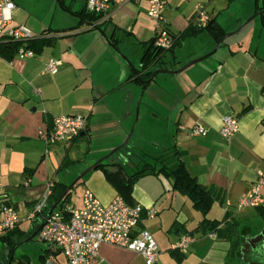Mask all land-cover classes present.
I'll use <instances>...</instances> for the list:
<instances>
[{"label": "crops", "instance_id": "1", "mask_svg": "<svg viewBox=\"0 0 264 264\" xmlns=\"http://www.w3.org/2000/svg\"><path fill=\"white\" fill-rule=\"evenodd\" d=\"M12 1L16 10L20 7L25 14L14 10L15 23L23 21L27 25L32 16L25 6ZM216 1L165 0L161 16L170 33L176 35L188 25H196L195 6L199 4L208 18H215L227 33L255 12V6H248L222 21L223 11L230 12L231 6H215ZM83 9L84 2L80 0L78 6L65 7L68 19L63 25H52L51 21L38 32L29 27L33 39L48 41L30 47L34 51L32 57L14 56L6 60L0 56V207L10 204L20 217L17 226L22 231L29 230L32 221L26 220V215L43 197L47 185L55 180L68 185L89 164L69 173V166L74 164L71 163L58 171L63 157L83 164L93 155L92 142L98 136L110 140L99 145L97 157H91L90 162L102 157L127 137L130 126L139 119L140 102L144 99V106L152 112L147 121L151 145L165 152L167 159L181 160L200 184L218 192L221 201L212 204L207 218L219 220L228 213L241 221L243 217L238 215L242 210L236 211L234 206L249 191L256 172L264 169V20L258 18L260 15L252 18L201 62L176 74L157 72L143 88L127 79L132 69L98 29L108 37L118 30L115 36L120 39L116 47L139 68L133 52L139 49V42L154 37L156 31L154 21L147 15V3L129 0L111 7L105 18L96 21L83 18ZM216 43L203 30L183 39L174 52L175 58L166 55L164 62L154 69L175 70L210 52ZM49 58L60 61L55 74L45 71ZM73 114L87 116L80 137L53 144L45 152L39 132L49 128L55 116ZM145 114L146 110L142 118ZM225 115L238 119V129L229 138L219 132ZM196 124L203 126L206 133L191 136L189 129ZM170 148L175 156L170 155ZM135 169L136 166L126 171L131 173ZM26 179L29 184L24 186ZM171 184L170 178L145 175L135 181L125 197L128 204L154 210L152 218L143 212L139 227L148 230L158 246L156 264H234L233 260L227 261L228 242L208 236L209 232L193 233L195 240L186 252H180L184 254L180 262L170 255L171 244L184 231L193 230L202 218L187 197L172 190ZM76 185H81V196L75 203L69 198L67 211L81 206L87 188L101 203H108L115 195L122 197L114 180L106 177L102 169H94ZM215 205H219L216 214L212 213ZM172 225L176 230H170ZM241 226L240 223L243 237L247 233L243 234ZM3 249L1 243L0 264L6 256ZM50 249L53 254L45 264H66L58 249L51 245ZM99 256L100 264H133L141 258L109 244L100 245Z\"/></svg>", "mask_w": 264, "mask_h": 264}, {"label": "built area", "instance_id": "2", "mask_svg": "<svg viewBox=\"0 0 264 264\" xmlns=\"http://www.w3.org/2000/svg\"><path fill=\"white\" fill-rule=\"evenodd\" d=\"M128 1L83 0L85 10L100 14L101 18L106 17L111 7L125 4ZM144 1L147 3V15L155 24L154 45L163 49L170 48L173 38L167 23L161 16L165 0ZM14 9L15 4L12 0H0V41L19 42L20 45L15 56L19 58L32 57L34 51L28 46V43L34 35L24 23H13ZM195 18L197 26H204L209 19L199 4L195 6ZM59 65V60L49 58L45 71L55 74ZM221 123L219 132L224 138H229L238 129L236 116L225 115L222 117ZM86 124V115L55 116L51 126L39 132V137L46 146L45 152L53 144L73 140L85 129ZM205 133L206 129L198 124L189 129L191 136ZM28 184L29 180L26 179L23 185L27 186ZM51 185V183L47 185L45 194L26 215V220H34L36 215L46 208V199L50 194ZM1 191L0 184V196ZM228 205L226 203V206ZM261 205H264V169L256 172L249 191L237 200L234 208L236 211H241L244 208H255ZM68 212V215H65L62 211L54 210L47 214L36 235L39 240L58 249L66 264H100L99 247L101 244L113 245L136 253L143 259L144 264L157 263L158 246L152 234L139 227L143 212L146 217L152 218L154 216L153 209L144 210L139 204H128L120 195H115L108 203H101L87 188L83 191L81 206ZM19 221L20 217L10 204L1 205L0 233L14 228ZM208 236L215 237V233L209 232ZM194 240L193 235L183 233L177 241L171 244L170 249L186 252Z\"/></svg>", "mask_w": 264, "mask_h": 264}, {"label": "trees", "instance_id": "3", "mask_svg": "<svg viewBox=\"0 0 264 264\" xmlns=\"http://www.w3.org/2000/svg\"><path fill=\"white\" fill-rule=\"evenodd\" d=\"M232 1L234 0H228V2ZM58 2L63 8L64 6L62 5L61 1L58 0ZM259 2L260 4H258ZM262 9H264V0H255V12ZM80 14L83 18H86L90 21H96L101 18L100 14L90 13L85 9H83ZM259 18L261 20H264V13L261 14ZM203 30L210 33V35L216 41H218L222 36L226 34L224 29L215 18H209L204 26L188 25L178 34H171L173 41L170 48L168 49H163L155 46L154 37H151L146 41L139 42L140 47L133 52V57L134 59H138V64L140 65V67H135L134 69H132L127 79H132L136 81L140 86L146 87L154 78V66L161 65L162 62H164V58L167 54H169L171 59H174L175 49L181 44V41L187 37H192ZM116 31L117 32H112L109 37L111 43L114 46L117 45L118 39H120L115 36L118 33V30ZM120 36L123 37L124 34L121 33ZM38 43H40L42 46L47 44L48 41L41 38L31 39L28 43V46L33 47ZM19 45V42L16 41H0V56L6 60L12 59L15 56ZM79 137L80 134L75 138ZM165 151H167V149ZM168 151L171 152V156H175L174 154L176 153L172 148L168 149ZM165 159H167V154L163 152L162 154L154 158L153 163H137L136 169L131 173H128L123 164L114 161L111 155L109 158L100 163L96 169H102L106 177H108L110 180H114V184L124 200L125 197L131 192L132 185L142 176L153 174L170 178L172 181V190L177 191L181 195L187 197L190 200L192 207L195 210L199 211L202 215V218L197 226L191 231H184V233H188L191 235L198 231H200L201 233H215V237L224 239L229 244L228 252L226 255L227 261L234 260L235 257L239 256V250L242 246L241 233L239 229L241 221L237 220L234 216L228 213H226L219 220L207 218L206 215L212 204L216 200L221 201L216 189L200 184L196 180V178L187 171L183 162L178 158H176L174 163L171 165L166 164ZM72 162L73 161L67 158V156L65 155L60 166L58 167V171H61ZM66 186L67 185L61 181H53L50 188V194L46 199V208L43 209L39 214H37L35 219L32 220V224L29 230L22 231L16 225L14 228L8 230L7 232L0 233V242L8 252L6 254L7 258L5 259L4 264H8V261H10L9 264H30L27 256L21 255L19 257H15L12 252L23 239L27 238L42 223L43 218L47 215L48 209L60 198ZM73 187L71 188V190L73 189ZM71 190L66 193V195L63 197V199L55 209L58 211H62L65 215H68L69 213L65 209V207L68 204ZM125 202L127 203L126 200ZM255 211L259 219L264 223V205L255 207ZM174 229L176 230V226L172 225L170 230ZM169 253L177 262H180L184 258V254L180 253L177 250L170 249ZM52 254L53 252L50 249V245H48V247L43 249V252L38 255V264H45L46 260Z\"/></svg>", "mask_w": 264, "mask_h": 264}, {"label": "rangeland", "instance_id": "4", "mask_svg": "<svg viewBox=\"0 0 264 264\" xmlns=\"http://www.w3.org/2000/svg\"><path fill=\"white\" fill-rule=\"evenodd\" d=\"M15 1L17 2L19 6H25L28 13L32 16V18L30 17V19L27 21V26L30 27L34 32H38L42 28V26L45 25V23L49 24L51 21H52V25L53 24L63 25L64 23H66V20L68 19V17L63 10L65 9L66 6H78L80 0H63L64 6H65L63 8L60 6L57 0H15ZM227 1L228 0H223L222 2V0H217L215 3V6H225L224 3L226 4V6H231L230 12L229 11L226 12L225 10H224L225 12L223 11L224 14L221 16L222 21L225 19H228V17L231 14H235L242 9H246L248 6H255V0H234L232 2H227ZM258 4H260V2ZM14 10H16V7ZM16 11H18L19 14L21 15L22 14L25 15L23 9H21L20 7L19 8L17 7ZM253 13L255 12H252L249 16H247L245 20L248 19L250 16H252ZM13 15H14V11H13ZM33 18H35V20ZM12 21L13 23H15L16 18H14ZM167 56H169V54H167ZM140 98H141V91L139 93V100ZM145 110H146V114H145L146 117L142 118L143 117L142 114L144 113ZM151 115H152V112L151 110L147 109L144 106V99H143V101L140 102L139 119L138 121L136 120L135 122H133V124L130 126L129 132H131V136L130 138H128V141L124 144L123 147H121L120 149H118L112 154V159L114 161H118L122 163L125 168H130V167L136 166L137 163H141V164L143 162L153 163L154 162L153 157L159 156L160 154L163 153L161 150H157L154 146L151 145L149 135L147 134L148 129H149L147 125V121L151 119ZM140 131H144V134L139 135L138 132ZM106 140H110V138L108 137L104 138L102 136H98L94 138L92 142V146H91L92 150H94L93 155H91L92 158L97 157V152L95 151H97L99 145H101L102 143H105ZM124 140L125 138L121 140L117 145L121 144ZM114 147L115 146H113L112 148ZM112 148H110L106 153L112 150ZM91 157L89 158V160L87 159L81 165L77 164V162H72L74 164L73 166H69L71 170H68V172L70 171L69 173H71L72 170L78 171L79 168L89 163L87 166L83 168L85 169L86 167L91 165L95 160H97L101 156H99L98 158L90 162V159H92ZM165 163H167L168 165L173 164L174 158L173 157L168 158L167 160H165ZM92 171L93 170L85 174L84 178ZM70 177L71 175H69V178ZM80 186L81 185H78V186L76 185L71 190L70 202L71 201L73 203L78 202L81 196ZM216 212H219V205H215L213 207L212 213L216 214ZM241 212L242 213L238 215V218L243 217L241 220V225H242L241 231L243 232V234L244 233H247V234L255 233L258 230V226H260V222H261L259 217L256 214L255 208H244L242 209ZM218 219H221V218H218ZM0 247H1V243H0ZM46 247H48V244L46 242L41 241L38 239L37 236H34L33 238L27 241L23 239L14 248L12 254L15 257H19L21 255L27 256L30 264H38V255L41 254L43 252V249H45ZM2 251L5 254L8 253L6 249H3ZM59 257L61 258V255ZM6 258H7V255L3 259L2 264H4ZM133 264H142L141 258L135 259Z\"/></svg>", "mask_w": 264, "mask_h": 264}, {"label": "water", "instance_id": "5", "mask_svg": "<svg viewBox=\"0 0 264 264\" xmlns=\"http://www.w3.org/2000/svg\"><path fill=\"white\" fill-rule=\"evenodd\" d=\"M264 13V9H262V10H259V11H257V12H255V13H253L252 14V16H250L248 19H246V20H244L239 26H238V28L236 29V30H234V31H232V32H228V33H226L224 36H222L218 41H217V43H216V45L214 46V48L210 51V52H208V53H206V54H204L203 56H200V57H198V58H194V59H192V60H190V61H188L187 63H185L184 65H182L180 68H178V69H175V70H157V71H154V74H156L157 72H161V73H166V74H176V73H180V72H182V71H184L185 69H187L189 66H191V65H193V64H195V63H197V62H200V61H202L203 59H205L206 57H208L209 55H211L212 53H214L217 49H218V47L220 46V44H221V42L226 38V37H228V36H230V35H233V34H236V33H238L249 21H251V19L252 18H254V17H256V16H259V15H261V14H263ZM99 30V32H100V34L102 35V37L104 38V40L107 42V44L113 49V50H115L124 60H125V62L130 66V68L131 69H134L135 67L131 64V62L127 59V58H125L123 55H122V53L120 52V50L116 47V46H114L112 43H111V41H110V39H109V37L108 36H106L105 35V33L102 31V29H98ZM144 88V87H143ZM82 133H80V135H81ZM130 135H131V132H129L128 133V135H127V137L125 138V140L121 143V144H119V145H117V146H115L114 148H112V150H110L107 154H105L104 156H102V157H100V158H98L97 160H95L91 165H89L88 167H86L85 169H82V171L81 172H79L76 176H75V178L66 186V188H65V190H64V192L62 193V195L60 196V198L48 209V211H47V214H50L51 212H53L55 209H56V207L59 205V203H60V201L63 199V197L66 195V193L68 192V191H70L71 190V188L73 187V186H75L77 183H79L80 181H81V179L84 177V175L85 174H87L89 171H91V170H94V169H96L97 168V166L100 164V163H102L105 159H107V158H109L115 151H117L120 147H122L127 141H128V138L130 137ZM41 226H42V223L37 227V229L34 231V232H32L27 238H25V241H27V240H30L31 238H33L34 236H36L37 235V232L40 230V228H41ZM254 239V238H253ZM243 244V243H242ZM252 245H253V243H252ZM10 263V261H8V264Z\"/></svg>", "mask_w": 264, "mask_h": 264}, {"label": "flooded vegetation", "instance_id": "6", "mask_svg": "<svg viewBox=\"0 0 264 264\" xmlns=\"http://www.w3.org/2000/svg\"><path fill=\"white\" fill-rule=\"evenodd\" d=\"M241 238L243 244L240 247L239 256L234 258L233 263L264 264V223L260 222L255 233L246 234Z\"/></svg>", "mask_w": 264, "mask_h": 264}]
</instances>
